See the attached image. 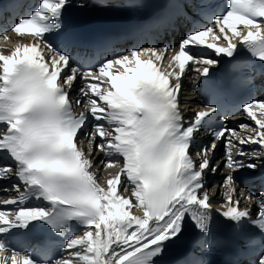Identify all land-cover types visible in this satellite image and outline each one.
Here are the masks:
<instances>
[{
	"label": "snow or ice",
	"instance_id": "obj_1",
	"mask_svg": "<svg viewBox=\"0 0 264 264\" xmlns=\"http://www.w3.org/2000/svg\"><path fill=\"white\" fill-rule=\"evenodd\" d=\"M71 2L41 0L29 17L14 23L10 31L30 36V43L9 49L11 37L7 31L0 34V124L6 126L0 129V153L13 161L0 164V180L15 176L20 182L11 185L18 199L0 201L19 205L0 210V234L27 230L36 222L60 233L76 219L82 232L66 240L65 255L52 264H163L169 246L184 236L190 221L200 233L210 230L213 207L204 190V174L219 168L210 157L220 141L230 171L220 185L221 208L215 211L237 225L247 219L264 232V192L258 197L241 192L240 199L234 198L233 175L258 167L236 156H264V99L241 105L242 114L255 125L239 124L245 134L223 121L214 126L211 118L218 106L208 105L191 119H185L179 107L186 67L203 64L194 70L206 77L209 67L218 63L194 49L233 57L243 45L264 62V0H229L227 10L214 15L212 25L187 34L178 51L170 53L167 45L161 50L132 49L95 69L72 66L66 51L46 39V34L62 30L64 10ZM78 78L84 86L72 97ZM81 97L87 99V111L77 112L74 104L80 105ZM89 119L92 130L81 137ZM206 120L212 124L211 142L193 155L195 133ZM245 145L259 149L245 151ZM96 153L109 158L99 162L103 168L120 164L104 183L95 169ZM30 197L46 206H24ZM241 199L250 206L242 208ZM253 201L256 218L251 215ZM0 264L38 262L0 239ZM258 264H264V256Z\"/></svg>",
	"mask_w": 264,
	"mask_h": 264
},
{
	"label": "bare ground",
	"instance_id": "obj_2",
	"mask_svg": "<svg viewBox=\"0 0 264 264\" xmlns=\"http://www.w3.org/2000/svg\"><path fill=\"white\" fill-rule=\"evenodd\" d=\"M29 42V36H25L23 38L21 37H14L12 38L11 40H9L7 42V47L10 49L11 47H13L15 44L19 43V44H24V43H28ZM4 41L2 39H0V44H3ZM219 43H223V41H220ZM204 56H208L210 58H213V59H217L218 57L216 55H213V54H206ZM205 65L203 64H196V65H193V70L196 69V68H202L204 67ZM194 72L196 73L195 76L196 77H200V73L195 71ZM187 85L191 86L193 85L192 82L190 80H188L187 82ZM103 87V86H102ZM199 101V97H198V94H196V96L193 98V100L191 101L192 102V107L195 106L197 104V102ZM184 104H186V102H184ZM105 126L107 127V123L105 122ZM251 126H255L254 125V122L252 121L251 122ZM242 134H245V133H242ZM85 145H87L88 141L85 139L82 141ZM245 151H251L252 149H259V146L257 145H245L243 146ZM114 160H120L122 162V157H119V156H113ZM102 159V158H101ZM100 159V160H101ZM236 159H243L244 160V163H257L258 165L261 166V162H262V159L260 157L259 160H256V159H248L246 157H239V156H236ZM0 164H10V162L6 161V160H3L0 158ZM95 164V169L98 171L99 167H101L100 163H97L96 161L94 162ZM120 167V164H116L115 167L113 168H106V169H102L103 170V173L105 174V180H101V183H104L106 181V179L111 175V174H114L116 171H118ZM243 171V169H240L234 173H241ZM248 174H251V172H248ZM12 178H14L13 180V183H20L18 181V179L13 176ZM216 178V176L214 177V179ZM8 179H4V180H0V182H3V181H6ZM12 183V184H13ZM11 184V185H12ZM222 185V183H220ZM220 184L218 185V190L217 192L215 193H211L210 194V201L212 202L214 199H222V192L223 190L220 188ZM11 185L5 187L8 189V191H3L4 188H1L0 189V201L4 200V199H13V198H17L18 199V196H19V193L15 192L12 188H11ZM259 187V185H257ZM241 189L242 192H245V193H251L252 195H257L258 194V191L257 190H253L251 189L247 184H243L241 185V187H239ZM21 190H23V187H21ZM238 191V190H237ZM236 191V195L234 198L236 199H240L241 196L239 193H241L240 191L237 192ZM248 200H243L241 199V205L243 206H249L250 204L247 203ZM35 204V200L32 199L31 197L29 198V200L25 201L24 202V206H36L34 205ZM9 205H3L2 203H0V209L1 210H5V211H8V210H16L18 208L19 205H14V207L12 209H9L8 208ZM65 255L64 253L62 254V256ZM61 256V257H62ZM60 257V258H61Z\"/></svg>",
	"mask_w": 264,
	"mask_h": 264
},
{
	"label": "rangeland",
	"instance_id": "obj_3",
	"mask_svg": "<svg viewBox=\"0 0 264 264\" xmlns=\"http://www.w3.org/2000/svg\"><path fill=\"white\" fill-rule=\"evenodd\" d=\"M220 185H221V184H220ZM217 190H218V188H217ZM217 190H216V191H217Z\"/></svg>",
	"mask_w": 264,
	"mask_h": 264
}]
</instances>
